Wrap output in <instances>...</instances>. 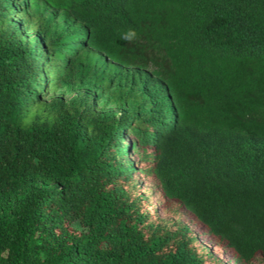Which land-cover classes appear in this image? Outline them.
Returning <instances> with one entry per match:
<instances>
[{
  "label": "trees",
  "instance_id": "1",
  "mask_svg": "<svg viewBox=\"0 0 264 264\" xmlns=\"http://www.w3.org/2000/svg\"><path fill=\"white\" fill-rule=\"evenodd\" d=\"M139 177L264 260V0H0V264H218Z\"/></svg>",
  "mask_w": 264,
  "mask_h": 264
},
{
  "label": "rangeland",
  "instance_id": "2",
  "mask_svg": "<svg viewBox=\"0 0 264 264\" xmlns=\"http://www.w3.org/2000/svg\"><path fill=\"white\" fill-rule=\"evenodd\" d=\"M29 14V10H27ZM20 17H16L14 21H19ZM33 34L31 30L23 32L24 37H29ZM51 75L49 76V78ZM114 90V85H110L107 91H99V89L91 82L85 81L81 83L69 82L66 86L49 85L46 94L41 98L47 102L51 98H61L65 102L76 96H86L89 99L90 105L96 111H112L115 114L131 111L130 105H127L124 100L115 99L110 93ZM136 155L130 157L135 161ZM138 182L141 184L144 195L147 196L148 205L146 210L150 213L152 220H159L167 226L173 221L186 225L191 233L197 237V244L203 249H206L212 258L218 264H232V253L223 248L217 241L204 238L198 224L187 215L182 209L178 208L174 203H165L162 201L159 192L153 189L152 181L146 178L139 177ZM73 226L78 228L76 223ZM255 264H264V260H256Z\"/></svg>",
  "mask_w": 264,
  "mask_h": 264
}]
</instances>
